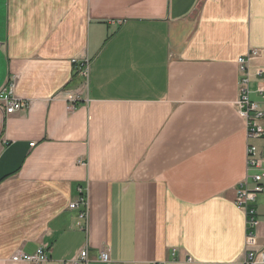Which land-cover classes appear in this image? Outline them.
<instances>
[{
    "label": "crops",
    "instance_id": "obj_1",
    "mask_svg": "<svg viewBox=\"0 0 264 264\" xmlns=\"http://www.w3.org/2000/svg\"><path fill=\"white\" fill-rule=\"evenodd\" d=\"M253 49L264 111V0H0V90L26 105L0 103V264L39 247L42 264H244L235 198L264 134L237 111L236 60Z\"/></svg>",
    "mask_w": 264,
    "mask_h": 264
},
{
    "label": "built area",
    "instance_id": "obj_2",
    "mask_svg": "<svg viewBox=\"0 0 264 264\" xmlns=\"http://www.w3.org/2000/svg\"><path fill=\"white\" fill-rule=\"evenodd\" d=\"M256 50H250L245 56H240L236 60L238 70V96L236 107L239 115L245 120L246 134L250 139H257L264 134L261 120L264 119V111L259 109L255 103L250 100V76L247 62L256 56ZM76 63L77 61L73 60ZM80 73L83 76L88 75L87 60H80ZM258 75L261 74L259 71ZM14 81H8L7 84L0 90V103H3L5 112L8 114L25 108V102L14 95ZM33 145V143H31ZM246 165L247 169L254 171L246 175L244 181L241 182L235 204L243 209L246 215V234H245V258L244 264L264 263V250H255L257 245L256 228L258 221L255 219V210L253 204L258 194L263 191L262 180L264 179V165L262 158L258 156L256 146L248 144L246 147ZM77 199L70 203L69 208L75 209L82 207L78 214V225L81 229L86 228L87 220V202L83 187L77 189ZM99 260L103 262L109 261L108 253L100 251ZM49 259L48 252L45 247H39L33 254L16 253L12 256V261H22L31 264H42ZM88 261L87 251L83 249L78 256H75L63 264H86ZM160 264V263H156Z\"/></svg>",
    "mask_w": 264,
    "mask_h": 264
}]
</instances>
